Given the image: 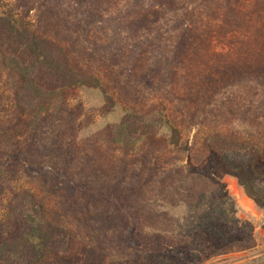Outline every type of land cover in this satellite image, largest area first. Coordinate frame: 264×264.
I'll return each instance as SVG.
<instances>
[{"label": "rangeland", "instance_id": "374dc122", "mask_svg": "<svg viewBox=\"0 0 264 264\" xmlns=\"http://www.w3.org/2000/svg\"><path fill=\"white\" fill-rule=\"evenodd\" d=\"M260 66L264 0H0V264H264Z\"/></svg>", "mask_w": 264, "mask_h": 264}, {"label": "trees", "instance_id": "16d2710c", "mask_svg": "<svg viewBox=\"0 0 264 264\" xmlns=\"http://www.w3.org/2000/svg\"><path fill=\"white\" fill-rule=\"evenodd\" d=\"M256 72L259 78H264V66L258 67ZM170 135L168 138L169 142L175 141L176 135L177 138L179 136L175 129L173 130V136L172 134ZM209 140L214 141V145H209H211V150L216 154V157H218L226 169L233 172L241 181L242 178L246 180L247 177H254L256 175L254 164L256 161L262 159L263 156L259 148L247 147L243 143L232 146L231 142H227L225 138L220 136ZM249 193L260 200L262 191L251 187ZM215 215L216 213L211 214V218H214Z\"/></svg>", "mask_w": 264, "mask_h": 264}]
</instances>
